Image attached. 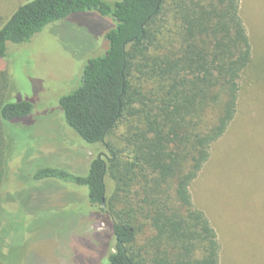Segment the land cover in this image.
<instances>
[{"label": "trees", "instance_id": "16d2710c", "mask_svg": "<svg viewBox=\"0 0 264 264\" xmlns=\"http://www.w3.org/2000/svg\"><path fill=\"white\" fill-rule=\"evenodd\" d=\"M238 9L239 0H29L0 27L2 59L8 44L70 14L93 10L116 22L105 54L89 59L80 86L59 99L67 126L95 147L87 173L33 174L83 187L111 230L106 264H220L216 231L189 187L236 115L250 61ZM32 108L0 97V193L4 122ZM120 125V141H108ZM2 202L0 194L6 213Z\"/></svg>", "mask_w": 264, "mask_h": 264}, {"label": "rangeland", "instance_id": "374dc122", "mask_svg": "<svg viewBox=\"0 0 264 264\" xmlns=\"http://www.w3.org/2000/svg\"><path fill=\"white\" fill-rule=\"evenodd\" d=\"M27 1L0 0V27ZM238 12L250 61L240 78L236 115L211 145L189 190L216 231L220 264H264V0H239ZM115 26L111 16L80 11L46 25L27 42L8 44L0 59V97L33 105L27 117L3 126L4 264L107 263L111 230L86 201L83 187L34 180L33 174L44 167L87 173L95 147L67 126L59 99L80 86L89 59L105 54L106 35ZM123 129L106 139L119 142Z\"/></svg>", "mask_w": 264, "mask_h": 264}]
</instances>
